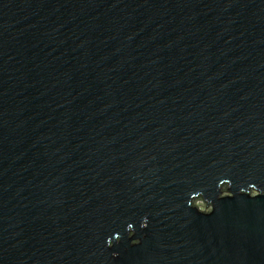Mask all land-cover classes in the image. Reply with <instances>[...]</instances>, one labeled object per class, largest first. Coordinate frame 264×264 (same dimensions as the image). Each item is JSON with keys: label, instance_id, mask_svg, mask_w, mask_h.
I'll use <instances>...</instances> for the list:
<instances>
[{"label": "water", "instance_id": "95a60500", "mask_svg": "<svg viewBox=\"0 0 264 264\" xmlns=\"http://www.w3.org/2000/svg\"><path fill=\"white\" fill-rule=\"evenodd\" d=\"M0 264H264V0H0Z\"/></svg>", "mask_w": 264, "mask_h": 264}, {"label": "rangeland", "instance_id": "374dc122", "mask_svg": "<svg viewBox=\"0 0 264 264\" xmlns=\"http://www.w3.org/2000/svg\"><path fill=\"white\" fill-rule=\"evenodd\" d=\"M223 190H224V187H223ZM251 193H253V192H251ZM192 203H193V205L197 206L202 211H207L209 209L208 205L200 197L193 199Z\"/></svg>", "mask_w": 264, "mask_h": 264}]
</instances>
